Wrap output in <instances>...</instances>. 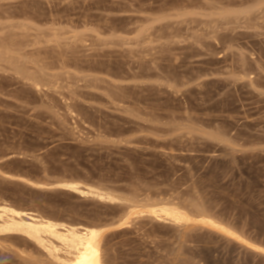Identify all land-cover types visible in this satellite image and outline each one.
Returning <instances> with one entry per match:
<instances>
[{
  "label": "rangeland",
  "instance_id": "374dc122",
  "mask_svg": "<svg viewBox=\"0 0 264 264\" xmlns=\"http://www.w3.org/2000/svg\"><path fill=\"white\" fill-rule=\"evenodd\" d=\"M46 221L103 264H264V0H0V264L75 255Z\"/></svg>",
  "mask_w": 264,
  "mask_h": 264
},
{
  "label": "bare ground",
  "instance_id": "6f19581e",
  "mask_svg": "<svg viewBox=\"0 0 264 264\" xmlns=\"http://www.w3.org/2000/svg\"><path fill=\"white\" fill-rule=\"evenodd\" d=\"M31 83L35 87L39 86V82H37L36 80H31ZM65 183L66 181L64 182V184ZM69 183L70 182L67 181L66 186L74 185L73 183H70V184ZM102 195L103 194L100 193L101 197ZM110 197H112V195H110ZM159 212L168 214L174 217L175 206L170 205V204H165L163 207L159 208ZM177 217L178 216L174 218H177ZM39 225L40 226L36 228H34L32 225L28 227L24 225L26 229L23 228L24 230L22 229V231L33 238H37V233L39 232L40 229L44 230L45 232H49L51 230L62 241L72 246V249L75 250V255L74 254L71 255V257L67 259V262H65V264H103L102 252H101V247H100V242H99L100 241L99 232L97 230L88 229L82 235H79L77 232L73 231L71 232V237L68 238V237H63L59 234H56V232L53 229L54 225L51 224L50 222H47V223L42 222Z\"/></svg>",
  "mask_w": 264,
  "mask_h": 264
}]
</instances>
